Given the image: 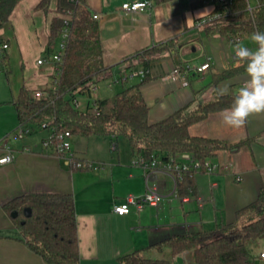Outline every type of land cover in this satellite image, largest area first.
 <instances>
[{"label": "crops", "instance_id": "0c3cea01", "mask_svg": "<svg viewBox=\"0 0 264 264\" xmlns=\"http://www.w3.org/2000/svg\"><path fill=\"white\" fill-rule=\"evenodd\" d=\"M40 1L19 0L0 29V45L7 44L6 49L0 50V157L4 144L14 154L11 163L0 164V264H48L27 247L4 209V204L28 193L72 196L79 264H119V257L174 234L218 232L224 225L241 227L248 216L238 215V211L254 202L264 185V114L251 116L240 129L224 125L221 111L189 126L192 135L239 143L236 148L210 158L220 164L217 172L193 176L194 194L203 198L202 207L193 197L185 202L173 198L171 179L160 174L154 177L163 195L159 204L146 205L141 212L131 206L125 215H117L113 205L123 202L129 194H142L145 188L142 169L131 162L135 154L129 143L118 141V137L71 135V148L77 158L101 163L95 169H77L43 148L46 130L33 127L22 138L12 134L18 126L12 101L19 90L24 87L31 93L48 86L54 76L52 64H38L37 60L50 55L51 19L65 15L57 12V0H49L45 11L36 7ZM81 1L92 17L97 15L93 19L99 28L102 61L110 67L102 78L105 90L119 91L121 83L110 84L112 80L143 70V76H129L123 82L141 83L149 123L158 122L182 107L192 109L214 100L216 89L225 83L233 95L246 78L244 72L213 83L214 73L236 66L232 39L219 34L206 35L202 26H196V21L215 11L216 0H143L150 5L135 13H126L119 7L138 0ZM250 4L256 7L257 1ZM239 37L238 43L253 46L249 36ZM60 38L61 35L55 51ZM170 39L174 41L172 48L158 53L147 67L133 58ZM208 58L209 68L197 72V67ZM175 68L178 75L172 73ZM95 86L90 103L92 99L113 95L101 97L98 85ZM80 99L86 104L84 97ZM236 175L240 181L234 180ZM211 184L215 186L211 188ZM186 223L189 227L184 226ZM260 247L256 256L264 250V242ZM259 260L264 264V258ZM171 264L192 262L183 251L171 258Z\"/></svg>", "mask_w": 264, "mask_h": 264}, {"label": "trees", "instance_id": "16d2710c", "mask_svg": "<svg viewBox=\"0 0 264 264\" xmlns=\"http://www.w3.org/2000/svg\"><path fill=\"white\" fill-rule=\"evenodd\" d=\"M19 0H0V29ZM49 0H41L37 8L47 9ZM72 10L68 35L60 61L62 74L58 91L48 99L34 98L22 87L12 101L18 126L40 127L45 120L53 119L51 127L69 131L71 135L126 137L135 155L146 159L152 154L166 157L169 154L190 152L198 159H210L220 151L232 150L239 143L196 136L189 126L210 114L222 111L232 104L233 95L216 97L192 109L182 107L162 120L149 123L148 107L140 91L141 83L126 85L105 98H95L97 114L88 111L92 87L109 72L103 64L98 24L81 0H57L60 14ZM64 17H54L50 22L48 52L52 54L59 41ZM206 35L250 36L254 31L264 32V0H259L252 13L245 0H236L232 13L202 26ZM147 48L133 56L143 67L163 50L172 48L174 41ZM243 67L233 66L212 75L213 83L244 73ZM127 79V78H126ZM125 79V80H126ZM84 97L86 104L76 108L74 98ZM17 126V127H18ZM193 188V178L184 177L179 191ZM30 209L25 215L24 209ZM4 209L15 212L12 221L27 247L48 264H79L78 238L74 202L71 195L59 193H28L15 197ZM246 214L247 221L239 228L224 225L218 232L186 231L174 234L160 242L134 250L118 258L119 264H171V258L186 251L192 264H262L254 248L264 241V185L254 202L238 211ZM188 229V228H187ZM151 249L155 251L150 252Z\"/></svg>", "mask_w": 264, "mask_h": 264}, {"label": "built area", "instance_id": "2783aa9c", "mask_svg": "<svg viewBox=\"0 0 264 264\" xmlns=\"http://www.w3.org/2000/svg\"><path fill=\"white\" fill-rule=\"evenodd\" d=\"M75 1V0H72ZM247 4V10L252 13V9L254 8L249 0H245ZM257 3L259 0H256ZM236 0H216V9L215 11L203 17L202 19L196 21V26L201 27L206 23L213 21L215 19L223 18L226 15L232 13V8L235 4ZM150 5L149 1H127L120 5L119 9L126 13H135L138 11L144 10L146 7ZM72 15V10L68 9L63 18L64 26L61 31V38L58 44V49L48 55L47 57L41 58L37 60L38 64L50 63L54 68V76L52 82L43 88L35 89L32 93V96L37 99H48L50 97V93L55 94L58 91L59 80L62 74V69L60 66L61 57L63 54V50L65 47V40L68 35V25ZM93 18H97L96 14H93ZM240 37L235 36L232 41L234 45L239 42ZM7 44L3 43L0 45V50L6 49ZM234 57V54H233ZM209 60L208 58L204 63L200 64L197 67V72L206 71L209 68ZM173 74L178 75L179 70L175 68L172 71ZM144 71H135L131 72L127 77L141 75L143 76ZM127 77H122L118 79H114L110 82H119L124 81ZM96 86L92 87L94 91ZM95 99L91 100L90 108L88 111L92 114L98 113V108L95 104ZM73 104L76 108H83L84 104L82 100L78 98L73 99ZM53 123V119L45 120L40 124V128L46 130V136L42 141V146L46 150H50L59 158H64L70 164V166L77 169H85V168H97L101 166V163H95L92 161L79 159L76 157L74 151L71 148L70 137L71 134L69 131L64 130H56L51 127ZM32 131L30 127L19 125L13 131V135L19 138L24 137ZM112 149L115 148V143L111 145ZM9 158V159H6ZM14 159V154L12 150L4 144V153L0 157V164H8L11 163ZM132 164L140 167L143 171V179H144V192L142 194H129L125 197L124 201L113 205V211L117 215H125L129 213L130 207L133 206L136 212H141L146 205L156 206L162 199V194L159 191L158 184L155 180L152 179L153 176H157L160 174L168 176L172 181V189L170 195L173 198L178 199L181 202L187 201L189 198L193 197L199 207H202L203 198L201 196H195L194 190L192 187H187L184 194H181L179 191V183L182 181L184 177H192L199 172H203L206 174H212L217 172L221 167L218 162L212 161L211 159H198L194 154L190 152H180L178 154H169L166 157H161L160 155L152 154L150 158L146 159L142 155H135L132 159ZM240 176L236 175L234 180L240 181ZM214 184H211V188L214 187ZM189 223H186L184 226L189 227ZM260 258H264V250L259 254Z\"/></svg>", "mask_w": 264, "mask_h": 264}, {"label": "clouds", "instance_id": "9594fccd", "mask_svg": "<svg viewBox=\"0 0 264 264\" xmlns=\"http://www.w3.org/2000/svg\"><path fill=\"white\" fill-rule=\"evenodd\" d=\"M249 40L252 47L234 45L236 66L244 68L246 78L235 90L232 104L220 113L223 124L234 129L244 127L251 116L264 114V32L254 31ZM216 92L218 97L229 95V84H222Z\"/></svg>", "mask_w": 264, "mask_h": 264}, {"label": "rangeland", "instance_id": "374dc122", "mask_svg": "<svg viewBox=\"0 0 264 264\" xmlns=\"http://www.w3.org/2000/svg\"><path fill=\"white\" fill-rule=\"evenodd\" d=\"M250 1H251V3H253V0H250ZM0 77H2V76H0ZM97 85L99 87V91H100V96L101 97L104 96V95H111V94H115L116 92H118V88H115V92H113V93H110L109 91L105 90V81L104 80L99 81L97 83ZM32 93H33V91H31L30 94L32 95ZM118 141H121L122 143H128L127 142V138L126 137H123V136L118 137ZM263 242L264 241L262 240V241H260L258 243V245L254 248V251L255 252H257L258 250H260V248H261L260 246H261V244Z\"/></svg>", "mask_w": 264, "mask_h": 264}, {"label": "water", "instance_id": "95a60500", "mask_svg": "<svg viewBox=\"0 0 264 264\" xmlns=\"http://www.w3.org/2000/svg\"><path fill=\"white\" fill-rule=\"evenodd\" d=\"M154 177H155V176L152 177L153 180H154ZM24 214H25V215H29V214H30V209L25 208V209H24ZM11 216H15V212H13V213L11 214Z\"/></svg>", "mask_w": 264, "mask_h": 264}]
</instances>
